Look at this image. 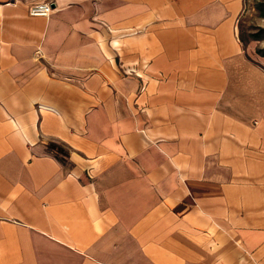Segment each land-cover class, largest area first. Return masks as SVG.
Here are the masks:
<instances>
[{
  "label": "crops",
  "instance_id": "obj_1",
  "mask_svg": "<svg viewBox=\"0 0 264 264\" xmlns=\"http://www.w3.org/2000/svg\"><path fill=\"white\" fill-rule=\"evenodd\" d=\"M0 0V264H264V58L245 0Z\"/></svg>",
  "mask_w": 264,
  "mask_h": 264
},
{
  "label": "rangeland",
  "instance_id": "obj_2",
  "mask_svg": "<svg viewBox=\"0 0 264 264\" xmlns=\"http://www.w3.org/2000/svg\"><path fill=\"white\" fill-rule=\"evenodd\" d=\"M239 34L253 56L264 58V0H245V12L239 21Z\"/></svg>",
  "mask_w": 264,
  "mask_h": 264
},
{
  "label": "built area",
  "instance_id": "obj_3",
  "mask_svg": "<svg viewBox=\"0 0 264 264\" xmlns=\"http://www.w3.org/2000/svg\"><path fill=\"white\" fill-rule=\"evenodd\" d=\"M55 5V0H48L44 3L35 4L30 9V15L33 17H48L52 14Z\"/></svg>",
  "mask_w": 264,
  "mask_h": 264
},
{
  "label": "trees",
  "instance_id": "obj_4",
  "mask_svg": "<svg viewBox=\"0 0 264 264\" xmlns=\"http://www.w3.org/2000/svg\"><path fill=\"white\" fill-rule=\"evenodd\" d=\"M241 41L243 42L244 45L246 44V42H245L244 38L242 37V35H241Z\"/></svg>",
  "mask_w": 264,
  "mask_h": 264
}]
</instances>
